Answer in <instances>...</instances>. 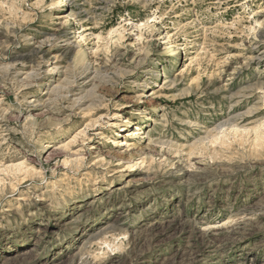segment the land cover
Here are the masks:
<instances>
[{"label": "rangeland", "instance_id": "obj_1", "mask_svg": "<svg viewBox=\"0 0 264 264\" xmlns=\"http://www.w3.org/2000/svg\"><path fill=\"white\" fill-rule=\"evenodd\" d=\"M0 264H264V0H0Z\"/></svg>", "mask_w": 264, "mask_h": 264}, {"label": "bare ground", "instance_id": "obj_2", "mask_svg": "<svg viewBox=\"0 0 264 264\" xmlns=\"http://www.w3.org/2000/svg\"><path fill=\"white\" fill-rule=\"evenodd\" d=\"M53 38V37H52ZM50 39H51V37H50ZM49 39V40H50ZM52 40V39H51ZM51 40H50V44H51ZM55 40H56V38H55ZM54 40V41H55ZM58 40V39H57ZM56 40V41H57ZM55 41V42H56ZM45 45V44H44ZM55 46V45H54ZM41 47V46H40ZM43 47V46H42ZM39 52H41L42 54H45L47 51H45V50H43V48H39V49H37ZM40 53V54H41ZM55 53V52H54ZM56 54V53H55ZM46 55V54H45ZM58 56V55H57ZM57 59V57L55 56H52L51 57V59ZM51 59L49 60V61H46L47 62V64H50V71H57L58 69H57V67H55V63H52V61H51ZM41 60V59H40ZM51 62V63H50ZM49 69V68H48ZM32 71V70H31ZM15 75V74H14ZM39 74H36L35 72L34 73H32V74H27L26 75V77L27 78H29L30 79V77H32L33 79H37V78H39V76H38ZM18 76V75H17ZM16 78H18V77H16ZM31 78V79H32ZM26 80V79H25ZM28 80V79H27ZM39 80V79H38ZM30 81V80H29ZM32 81V80H31ZM22 82V81H21ZM73 84H75V82H73ZM29 85V84H28ZM26 86H27V84H26ZM57 91H60V88L58 87V88H56V89H54V90H51V91H49V92H53V93H55V92H57ZM68 91V90H67ZM49 92H48V94H49ZM72 93H74V91L73 90H69L67 93H66V96H69L70 95V97H72V98H74L73 96H74V94H72ZM63 95V94H62ZM50 96V95H49ZM65 96V97H66ZM33 102V101H32ZM31 102V103H32ZM82 102H83V99H73V101H72V103L73 104H75V107L81 112L82 111V113L84 114V115H86V114H90L91 113V110H92V107H88V108H82L84 105L82 104ZM89 116V115H88ZM126 145V144H125ZM203 240V239H202ZM201 240V241H202ZM203 242V241H202Z\"/></svg>", "mask_w": 264, "mask_h": 264}]
</instances>
